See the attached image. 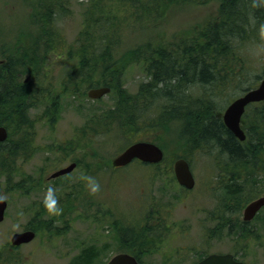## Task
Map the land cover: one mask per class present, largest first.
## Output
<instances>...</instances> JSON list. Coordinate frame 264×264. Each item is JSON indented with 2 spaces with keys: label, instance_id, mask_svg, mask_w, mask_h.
Segmentation results:
<instances>
[{
  "label": "rangeland",
  "instance_id": "1",
  "mask_svg": "<svg viewBox=\"0 0 264 264\" xmlns=\"http://www.w3.org/2000/svg\"><path fill=\"white\" fill-rule=\"evenodd\" d=\"M91 1H66L67 15L58 19L64 42L61 50L56 49L45 54L38 69L32 67L30 71L20 73L21 82L27 74L32 76L33 73L39 79V84L43 87L50 84L59 90L58 94L63 85L66 88L65 83L74 61H64L62 54L66 53L69 45L73 46L84 23L86 7ZM97 1L101 5L109 6L114 13L112 17L117 19L111 23L115 29L113 33L119 39L113 57L124 60L126 64L119 83L120 89L131 97L137 94L141 85H147L151 77L142 68L139 57L132 62L124 54L144 46L150 54V50H153L151 46L162 45L160 48L166 49L175 47L168 45L188 35L196 26L201 27L211 20L219 6L216 0H210L206 4H181L160 10L159 16H154V12L144 18L138 13L141 5L137 3L123 4L120 0ZM154 1L152 0L151 5ZM27 2L29 0H0V44L13 42L19 28H23V23L26 24L30 10ZM142 4L147 10L157 8L148 7L145 0ZM16 23L20 27H14ZM104 23L106 24L105 21ZM238 46L240 48L236 52L245 57L246 62L245 77L242 80L215 94L208 85H190L178 94V99L190 97L192 102H199L198 98L205 100L211 94L212 105L222 111L247 89L256 87L264 78V40L261 39L258 29L254 35L244 36L243 44ZM145 55L149 57V54ZM116 99V94L112 92L98 101L70 94L60 102L59 112L52 126L46 124L44 119H37L33 129V153L29 158H20L15 162L14 167L17 170L10 183L5 186L3 178H0V194L7 197L5 219L0 223V246L7 244L11 233L34 225L33 214L37 212L46 189L51 186L55 189L57 198H64L66 194L75 205V210L70 214H62L64 217L54 223L49 220L51 223L46 224L50 226L48 230L44 227L32 242L16 251V256L24 260L25 257L30 258L25 264H70L82 248L92 245L99 247L102 242L106 248L99 252L92 264H106L113 256L127 251L119 244V240L103 239L109 231L107 225L112 223L119 229L134 230L140 226L135 224L142 222L141 218L147 212L150 215L166 216L168 230L155 233L163 236L161 240H155L154 237L136 241L139 245L138 251H146L140 256V261L144 264H195L206 252L232 253L243 264H264V208L245 226L241 223L244 206L264 196V174L258 176V181L253 186L246 184L243 187L244 192L249 194V201L245 200L243 207L234 215L228 214L226 218L229 227L225 225L219 228L215 218L219 213L223 192L217 176L224 159L219 150L212 151L200 144H188L181 135L183 121L171 115L173 111H167L164 118H158L155 113H151L147 119L140 118L130 134L113 132L105 136L100 132L94 133L86 125L116 105ZM140 104L142 110L143 102ZM45 105V100L37 102L29 110V118H40ZM162 106L166 107V104ZM158 108L161 111V107ZM163 121L166 122L165 128L160 125ZM114 124L118 125V121ZM139 139L154 141L164 150L166 158L161 165L149 167L132 163L113 172L103 164L106 160L110 162L126 145ZM65 141L67 153H64ZM263 155L261 152L259 161L256 158L255 163H263ZM176 157L186 158L190 163L195 181L191 191H185L174 181H170V167ZM72 162H76L78 166L66 178L51 180L44 189L37 186L39 175L48 177ZM259 165L264 167V163ZM81 174L94 177L100 185L99 192L90 194L85 181L80 179ZM21 179L24 181L22 186L26 194H20L17 189L13 190ZM4 187H10L11 193L4 191ZM59 206L61 207L60 201ZM124 214L128 218H124ZM44 218L51 216L45 214ZM62 220H66V226L61 223ZM205 232L212 234L211 245L208 248L204 244L198 249L194 248L196 242H203L202 236ZM244 236L249 237L244 239ZM145 242H154L156 248L149 250ZM129 243L135 248L134 242ZM0 264H4V261Z\"/></svg>",
  "mask_w": 264,
  "mask_h": 264
},
{
  "label": "trees",
  "instance_id": "2",
  "mask_svg": "<svg viewBox=\"0 0 264 264\" xmlns=\"http://www.w3.org/2000/svg\"><path fill=\"white\" fill-rule=\"evenodd\" d=\"M66 1L29 0L27 25L23 23L22 28L18 23L14 24V27H20L18 35L13 37V42L0 44V126L8 130L7 140L0 143V178H3L5 186L16 174L15 162L20 158L27 159L33 153L31 146L37 119H44L46 124L52 126L59 112V104L66 96L71 94L85 97L86 90L106 86L116 94L117 103L86 125L94 133L100 132L105 136L113 132L130 134L140 118L147 119L151 113L158 114V118H164L167 111H173L171 115L183 121L181 135L188 144H200L212 151L219 150L224 159L217 178L223 195L215 219L219 228L225 225L229 227L226 218L228 214L234 215L243 207L245 200L249 201V194L244 192L243 187L246 184L253 186L258 181V176L264 174V167L259 165L264 163V155L263 163H255L256 158L259 161L260 153H264V103L250 107L244 115L242 128L245 130L246 139L239 142L219 119L220 109L212 105L211 94L205 100L198 98L199 102H192L190 97L179 100L178 94L184 92L185 87L199 84L210 86L215 94L242 80L245 77L246 62L245 57L236 52L240 48L238 44H243L244 36L254 35L259 24L264 23V8H253L252 0H216L219 3L216 15L203 26H196L188 35L168 45L175 47L166 49L160 48L162 45L151 46V54L146 46L127 51L124 57L132 62L139 57L142 68L151 77L147 85H141L137 94L131 97L120 89L119 83L126 64L124 60L113 57L119 39L113 33L115 29L111 23L117 19L112 17L114 13L109 6L101 5L97 0H92L86 7L84 23L73 46L66 45L68 50L62 54L64 61H74L65 83L66 88L63 85L58 94L59 90L50 84L45 87L39 84V79L33 73L27 83L20 81V73L30 71L32 67L38 69L45 54L56 49L61 50L64 42L58 19L67 15ZM120 1L123 4L141 5L138 13L146 18L154 12V16H159L160 10L181 4H206L210 0H155L153 5L152 0H145V5L157 6L156 10H147L142 4L143 0ZM40 100H45L46 103L40 118L30 119L29 110ZM141 102L144 105L142 110ZM164 104L166 107L162 106ZM158 107H161V111ZM116 121L118 125L114 124ZM165 123L163 121L160 125L165 128ZM103 164L107 165V160ZM171 180L174 181L173 177ZM23 182L22 179L17 182L13 190L25 193ZM4 191L11 193L12 189L4 187ZM74 210L75 205L66 197V214ZM123 217L128 218V215L124 214ZM141 220L142 222L135 224L140 226L134 230L119 229L116 225L107 223L109 231L103 239L119 240L126 252L140 261V256L146 251L139 252L136 241L154 237L155 240H161L163 236L155 233L168 230L164 215L153 216L147 212ZM241 223L244 226L247 224ZM45 226L49 228V225ZM28 227L34 230L32 226ZM248 237L244 236V239ZM129 242L135 243L136 250ZM145 245L149 250L156 248L154 242H145ZM7 248L8 245L0 246V262L12 264L15 253ZM105 248L103 242L99 247H84L70 264H92L99 252ZM3 255L6 259L2 261Z\"/></svg>",
  "mask_w": 264,
  "mask_h": 264
},
{
  "label": "water",
  "instance_id": "3",
  "mask_svg": "<svg viewBox=\"0 0 264 264\" xmlns=\"http://www.w3.org/2000/svg\"><path fill=\"white\" fill-rule=\"evenodd\" d=\"M109 92V88H95L87 92V96L92 99H97ZM264 100V79L261 80L259 85L235 99L230 103L222 114V120L225 127L236 137L239 141L244 140V134L240 129V118L244 112L245 106L249 103L261 102ZM7 133L4 127H0V143L6 140ZM163 156L162 151L154 144L150 143H135L126 148L122 153L115 157L111 164L112 166H125L134 159L146 163H158ZM75 164L72 163L66 168L54 172L50 178H55L63 174L69 173ZM174 174L177 182L186 189H191L194 185V180L189 171L185 161L178 160L174 164ZM264 206V197L257 198L246 205L243 210V220L250 221L260 208ZM6 202H0V222L3 220ZM34 238V232L24 231L14 233L10 242L12 246H18L23 243H28ZM107 264H139L136 260L127 254H118L111 258ZM197 264H242L234 260L231 254H211L203 258Z\"/></svg>",
  "mask_w": 264,
  "mask_h": 264
},
{
  "label": "clouds",
  "instance_id": "4",
  "mask_svg": "<svg viewBox=\"0 0 264 264\" xmlns=\"http://www.w3.org/2000/svg\"><path fill=\"white\" fill-rule=\"evenodd\" d=\"M252 7L264 8V0H252ZM258 31L261 39L264 40V23L259 24ZM80 179L85 181V186L90 194L95 195L97 192H99L100 185L94 177L88 176L86 174H81ZM6 199L7 197L5 195L0 194V202H3ZM42 204L49 215L59 216L63 212V209L59 206V201L56 197L55 189L51 186L46 189ZM14 227L17 226L14 225Z\"/></svg>",
  "mask_w": 264,
  "mask_h": 264
},
{
  "label": "flooded vegetation",
  "instance_id": "5",
  "mask_svg": "<svg viewBox=\"0 0 264 264\" xmlns=\"http://www.w3.org/2000/svg\"><path fill=\"white\" fill-rule=\"evenodd\" d=\"M245 131V130H244ZM64 149H65V151H66V141L64 142ZM175 160L173 161V163L175 164V162L176 161H178V160H180V159H183L182 157H176V158H174ZM174 164H173V166H174ZM172 170H173V167H172ZM64 178H66V175H64L63 176ZM172 177H173V180H174V175H173V171H172ZM48 177H44V176H42V175H39L38 176V181H37V186H40V188L41 189H44L51 181H49L48 179H47ZM175 182V181H174ZM175 184H176V182H175ZM59 201H60V203H61V207H62V209H63V214L65 213V215H66V194L64 195V198H60V197H58L57 198ZM60 216V215H59ZM59 216H54L55 218H58ZM43 221H46L43 217H42V212L40 211V210H38L37 212H36V215H35V217H34V219H33V222H34V225L35 226H33L34 228H36V229H38V230H40V229H43L44 227H47L48 228V226H45L43 223ZM66 221V220H65ZM64 226H66V224L64 225ZM211 238H212V234L211 233H209V232H205L204 234H203V236H202V240H203V242L202 243H199V242H196L197 244H194L193 246H194V248H196V249H198L199 247H201V245H205V248H208L209 247V245H211ZM19 249V247H17L16 249H14L15 251H17ZM41 249V248H40ZM35 250V249H34ZM208 254V253H207ZM210 254V253H209ZM25 259H26V261L27 260H29L30 258H26L25 257ZM13 262L12 263H14V264H25V262L26 261H24V259H22L21 257H19V256H14L13 257Z\"/></svg>",
  "mask_w": 264,
  "mask_h": 264
},
{
  "label": "bare ground",
  "instance_id": "6",
  "mask_svg": "<svg viewBox=\"0 0 264 264\" xmlns=\"http://www.w3.org/2000/svg\"><path fill=\"white\" fill-rule=\"evenodd\" d=\"M154 216V215H153ZM213 219V218H212ZM214 235V234H213ZM220 235H221V233H220Z\"/></svg>",
  "mask_w": 264,
  "mask_h": 264
}]
</instances>
